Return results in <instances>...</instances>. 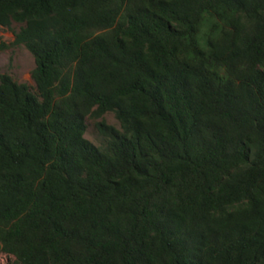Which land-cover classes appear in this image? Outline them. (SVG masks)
<instances>
[{"label": "trees", "instance_id": "trees-1", "mask_svg": "<svg viewBox=\"0 0 264 264\" xmlns=\"http://www.w3.org/2000/svg\"><path fill=\"white\" fill-rule=\"evenodd\" d=\"M14 23L0 52L35 68L0 75L2 252L264 264V0H0Z\"/></svg>", "mask_w": 264, "mask_h": 264}, {"label": "rangeland", "instance_id": "rangeland-1", "mask_svg": "<svg viewBox=\"0 0 264 264\" xmlns=\"http://www.w3.org/2000/svg\"><path fill=\"white\" fill-rule=\"evenodd\" d=\"M21 25L14 23L12 28L6 29L0 27V43L10 44L15 39V32H18ZM35 68V59L31 52L23 47H12L0 52V75L9 74L19 83L34 85L31 73ZM106 121L109 124L118 126L115 116L110 113L106 115ZM88 129L86 138L94 144H99L102 140L101 135L93 120H88ZM0 264H18L14 256L8 255L0 250Z\"/></svg>", "mask_w": 264, "mask_h": 264}]
</instances>
